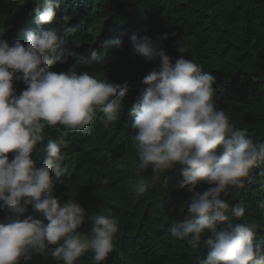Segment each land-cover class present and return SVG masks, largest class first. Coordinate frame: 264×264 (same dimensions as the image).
Segmentation results:
<instances>
[{
	"label": "clouds",
	"instance_id": "clouds-1",
	"mask_svg": "<svg viewBox=\"0 0 264 264\" xmlns=\"http://www.w3.org/2000/svg\"><path fill=\"white\" fill-rule=\"evenodd\" d=\"M14 2L23 5L25 0ZM59 7L60 0H37L36 24L54 23ZM166 39L167 34L156 39L130 36L134 54L145 62H158V70L144 78L146 87L131 109L137 167L151 168L157 182L182 167L180 187L191 194L187 216L169 231L191 249L202 245L207 250L203 258L197 257L198 264H264V242L255 239V221L231 223L232 218L244 217V208L230 206L224 198L230 188L251 181L252 170L264 163V144L254 143L216 107L215 77L186 58L187 46L178 39L179 55L173 58L161 46ZM111 43L119 47L122 41ZM74 54L62 47L51 29L28 31L26 44L16 40L10 45L0 38V209L9 213L0 222V264H20L22 258L44 254L50 246L58 264H75L88 252L94 264H103L116 250L119 227L111 210H93L88 218L94 226L84 233L79 229L86 210L75 200L61 203L53 195L66 159L62 149L69 144L67 132H83L97 113L104 114L106 128L120 120L128 90L127 82L78 72L86 58L67 72L51 70ZM14 80L26 85L19 95ZM57 126L65 135L38 147L45 129ZM34 151L42 153V166H36ZM129 182L137 196L149 188L144 177ZM202 183L210 187L198 191ZM29 207L39 218L25 215ZM206 233L210 235L202 239Z\"/></svg>",
	"mask_w": 264,
	"mask_h": 264
},
{
	"label": "trees",
	"instance_id": "trees-1",
	"mask_svg": "<svg viewBox=\"0 0 264 264\" xmlns=\"http://www.w3.org/2000/svg\"><path fill=\"white\" fill-rule=\"evenodd\" d=\"M37 0H0V38L10 45L16 40L26 44L28 31L55 30L62 47L74 55L66 63L57 62L52 71L67 72L78 59L86 58L77 71H87L98 79L127 82L128 90L120 120L104 127V114L83 132L57 126L46 128L48 139L65 135L66 159L53 195L61 203L75 200L86 210L79 231L88 233L94 226L89 219L93 210H111L118 220L114 241L116 250L103 264H198L206 249L193 250L186 241L173 239L169 229L187 216L190 193L181 188L182 167L152 179L151 168L140 170L133 148L135 130L131 124L132 106L146 85L144 78L158 62H145L134 54L130 36L156 39L167 34L162 48L177 57L176 41L186 46V58L215 77L214 100L237 128L264 144V0H60L56 20L51 25L36 24ZM120 39L121 46L111 42ZM95 53V55H93ZM16 94L25 90L23 81L14 80ZM12 159V153H9ZM36 166H42V153L33 152ZM122 165V166H121ZM252 179L242 188H230L226 198L230 206L244 208V217L231 223L255 221L256 241L264 242V163L252 170ZM144 177L148 190L137 196L130 179ZM107 183H104V180ZM210 187L202 183L198 191ZM7 209H0V222L7 219ZM25 215L34 214L31 207ZM226 225H220V228ZM208 233L202 238H207ZM54 247L44 254H29L20 264H58L52 257ZM93 253L83 254L75 264H94Z\"/></svg>",
	"mask_w": 264,
	"mask_h": 264
}]
</instances>
